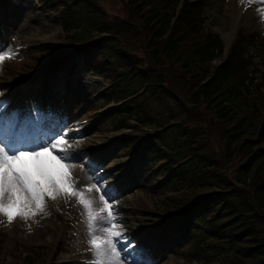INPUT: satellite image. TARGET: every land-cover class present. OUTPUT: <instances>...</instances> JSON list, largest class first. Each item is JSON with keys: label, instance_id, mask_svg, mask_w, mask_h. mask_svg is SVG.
<instances>
[{"label": "rangeland", "instance_id": "obj_1", "mask_svg": "<svg viewBox=\"0 0 264 264\" xmlns=\"http://www.w3.org/2000/svg\"><path fill=\"white\" fill-rule=\"evenodd\" d=\"M197 1L195 6H199V10L202 11L201 16L204 18V23L201 25L203 34L201 31L196 36L185 28L183 46L185 48L193 46L199 36H205L206 32L218 36L225 45H228L226 51L232 49L237 39H242L238 41H242V46L246 48L249 56L248 60L251 61L248 65V73L254 71L253 76L256 79L252 81L253 86L260 89L259 95L264 97V19L260 17L258 24L250 29L246 24H241L236 35L227 41L225 34L233 32L230 21L225 20V17L230 19L228 1ZM92 2H96L110 16V20L113 17H116L119 22L120 17L130 20L133 32L128 31L127 34L120 35L118 43L120 42L128 52L139 56L146 69H155L147 56L151 48L145 49L140 42L144 40L147 45L149 41L151 42V38L147 29H143V22L147 18H141V15L136 16L137 10L139 11L137 6L128 0H92ZM134 2L138 5L137 1L134 0ZM129 3L131 6L128 5ZM6 4L4 8L0 5V55L6 54L11 49L15 52V56L5 59L0 64V100L6 104L3 115L6 117L13 111L11 117L15 114L18 121L22 119L21 108L19 112L17 111L18 102L21 100L24 102L26 113L33 118V123L24 129V135L27 136V131L31 129L30 139L37 143L41 141L49 143V137L59 139L63 136L64 146L70 156L74 157L67 161L72 165L70 172L74 189L82 192L87 188L92 189L91 192L86 193V198L95 202L93 208L96 212H99L102 207L99 201L100 194L104 192L108 194L106 199L113 205L118 226L123 230L118 248L123 249L125 245H128V251L138 255L140 264H211L212 254L191 253L188 246L182 245L179 234L163 236L162 239L169 244L164 252H157V244L153 245L152 249H148L153 241L151 240L153 234L163 232V228L168 229L166 226L169 220L164 221L163 216L170 210L169 202L177 199L183 192L176 194L171 185L162 181L160 174H154L155 171L150 165L151 159L144 158L141 169L135 166L136 156L129 163L127 162L126 150L120 141L128 135L130 138L134 137L137 133L120 126L119 121L123 119L122 115L108 118V109L112 105L104 106L99 94L107 87L109 80L88 72L84 67V60L76 61L77 68L73 73L70 66L53 74L51 76L52 90L47 91L48 95H45L46 87L43 81L45 77L47 78L48 72L44 75L40 73L53 58L48 49L55 50L56 47L61 46L60 48L63 47L62 49L65 50L66 40L71 35L62 31L59 10L43 9L35 0H7ZM212 5L213 12H209L208 8ZM179 9L178 6L177 11ZM174 23L177 22L174 20ZM192 40L195 41L190 45ZM249 40L252 41L248 42ZM70 50L67 49L66 52ZM227 58L228 55L224 58L220 57L214 60L213 64L218 67ZM162 63V66L157 69L164 72L167 80L170 81V85L164 89V92L177 96L185 109L181 117L173 118L184 125H189L193 131H197L195 133L198 139L210 143V154L220 160L219 154H224L222 134L230 125L221 124L216 119V112L204 101L200 100L196 107L191 104V85L196 80H192L191 76L196 75L195 70L187 73L180 63L163 58ZM30 75L35 77L27 79L26 76ZM242 78L246 79L247 76L242 75ZM68 86L73 97H75L73 90L82 95L80 98L82 102L78 103L79 100H76L61 112L65 106L64 98ZM40 98H46V103H53L56 112L60 113L57 114L58 118L44 126H41L45 114L41 115L39 111ZM86 100L89 103L85 106L83 101ZM138 100H135L136 104H145L143 99L137 103ZM166 106L169 110V108H176L177 105L172 102V99L166 98ZM159 108L163 107L153 103L149 111ZM76 109L79 114L74 113ZM102 109L104 114L99 113ZM45 111L48 112L47 119H50V108L45 107L44 113ZM178 111L177 107V114ZM26 116L29 118L27 114ZM38 116H40L39 121L36 120ZM138 118L141 119V117ZM33 126L43 130L36 131ZM33 131L36 132L33 133ZM15 132L17 135L19 132L21 134V130L17 127ZM250 136L251 130L245 137ZM50 152L51 155H46L45 159L50 163L53 171H63L52 159L56 152L51 149ZM244 158L245 155L234 157L228 170L234 172L238 163ZM234 174L232 173V176H235ZM97 188L100 192H97ZM46 198L48 197H45L44 211L34 216L27 218L14 216L9 222L6 216L0 215V264H60L62 262L63 264H84L83 259L86 260V264H93V250L88 243L90 236L83 206L77 202V198L69 199L65 195H58L54 200L48 198L52 202L51 211ZM65 209H68L66 212L68 217L71 216L67 229L64 228V215H57V212H63ZM262 215L264 216V213ZM166 217L169 218L171 215L167 214ZM256 223L264 236V222ZM104 227L106 225L97 224V236L104 235L102 232ZM30 253L34 254L30 255ZM85 253L88 255L83 257ZM133 255L122 251L120 264H131Z\"/></svg>", "mask_w": 264, "mask_h": 264}, {"label": "trees", "instance_id": "obj_2", "mask_svg": "<svg viewBox=\"0 0 264 264\" xmlns=\"http://www.w3.org/2000/svg\"><path fill=\"white\" fill-rule=\"evenodd\" d=\"M37 1L44 8L59 10L63 32L71 34L64 47L78 45L58 60L53 72L83 58L89 72L106 73L111 88L103 94L104 103L115 105L110 115H123L121 127H135L145 135L140 144L138 136L131 143L130 138H124L126 151L133 146L132 151L141 149L152 167L183 192L169 202L173 212L184 211L171 222L170 231L181 234L191 253L212 254L211 264H264V236L256 223L264 222V97L253 86L254 71L248 73L251 61L238 41L242 39L234 42L228 58L216 67L213 61L224 57L218 36L206 32L193 46H183L185 28L196 36L202 31L204 18L196 3L187 0L177 11L181 0H135L138 5L128 0L139 9L136 16L147 18L143 29L151 42H140L145 49L151 48L147 56L155 69L148 70L139 56L118 43L120 35L133 32L130 20H110L92 0ZM60 47L48 49L51 60L64 53ZM162 58L180 63L187 73L195 70L191 104L196 107L204 101L221 124L230 125L222 134L224 154H219L220 160L210 154V143L198 139L197 131L173 118L181 117L185 109L177 96L164 92L170 81L157 69ZM136 98L145 104L133 103ZM166 98L172 99L176 108L167 110ZM153 103L163 108L149 111ZM131 120L135 121L132 127ZM250 130L251 136L245 137ZM239 155L245 158L231 172V161Z\"/></svg>", "mask_w": 264, "mask_h": 264}, {"label": "snow or ice", "instance_id": "obj_3", "mask_svg": "<svg viewBox=\"0 0 264 264\" xmlns=\"http://www.w3.org/2000/svg\"><path fill=\"white\" fill-rule=\"evenodd\" d=\"M253 3L257 5V14L264 19V0H247L246 6ZM14 56L15 52L9 49L6 54L0 55V64ZM5 107V102L0 100V215L11 222L14 216L27 218L43 212L45 197L53 200L58 195L75 197L85 209L93 264H120L122 251L133 255L128 251V245L118 248L123 230L118 226L113 205L106 199L108 194H100L102 207L96 212L93 208L95 202L86 198V193L92 189L87 188L83 192L74 190L70 172L72 165L67 163L74 157L64 146L63 136L59 139L49 137V143L29 139L23 131L33 123L30 118L23 121L21 134L17 135L18 117L14 114L10 119L6 118L3 115ZM50 149L56 152L52 159L63 171L54 172L45 159L46 155H51ZM96 190L100 192L99 188ZM98 223L106 225L102 229L103 236L96 235ZM131 264H140L138 255H133Z\"/></svg>", "mask_w": 264, "mask_h": 264}, {"label": "bare ground", "instance_id": "obj_4", "mask_svg": "<svg viewBox=\"0 0 264 264\" xmlns=\"http://www.w3.org/2000/svg\"><path fill=\"white\" fill-rule=\"evenodd\" d=\"M228 1L227 8L229 9V17H225L226 21H230L233 32L225 34L226 40L233 38L240 29L241 24H246L247 28H253L258 24L260 16L257 14V5L246 6L247 0H226ZM212 4V3H211ZM213 5L209 6L208 11L213 12ZM169 245V244H165Z\"/></svg>", "mask_w": 264, "mask_h": 264}]
</instances>
